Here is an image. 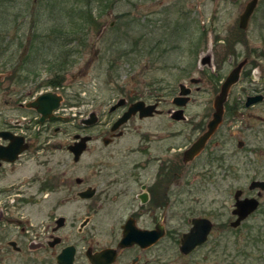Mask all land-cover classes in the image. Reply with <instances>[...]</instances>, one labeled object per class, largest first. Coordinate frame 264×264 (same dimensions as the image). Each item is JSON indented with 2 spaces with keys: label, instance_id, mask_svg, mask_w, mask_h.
<instances>
[{
  "label": "flooded vegetation",
  "instance_id": "flooded-vegetation-1",
  "mask_svg": "<svg viewBox=\"0 0 264 264\" xmlns=\"http://www.w3.org/2000/svg\"><path fill=\"white\" fill-rule=\"evenodd\" d=\"M229 45L205 54L202 62L213 72L203 69L202 77L180 81L171 99L133 89L105 113L84 105L70 113L74 105L63 104L60 94L50 115L61 118L41 122L42 114L28 105L40 94L58 93L60 86L49 81L48 89L35 95L28 90L12 101L15 116L0 110V264H233L230 257L219 263V248L226 233L251 231L247 221L264 212V190L252 186L264 178L255 172L248 187L236 188L226 219L218 192L232 193L234 165H249L255 151L243 137L253 129L249 120L264 122V48L239 52L234 42ZM240 63L221 121L201 150L190 153L209 130L216 97ZM224 65L230 69L221 75ZM208 90L212 97L205 101L200 95ZM137 102L143 104L132 110ZM68 123L76 125L71 134L62 128ZM128 131L136 138L133 165H87L85 176L72 177L77 172L66 171L70 165L50 161L48 154L60 149L79 163L93 143L101 139L108 147ZM60 135L71 139L59 141ZM83 138L86 147L76 161L71 147ZM92 176L98 179L92 182ZM245 198H255L257 209L234 225L236 203ZM207 226L204 240L193 239Z\"/></svg>",
  "mask_w": 264,
  "mask_h": 264
},
{
  "label": "rangeland",
  "instance_id": "rangeland-1",
  "mask_svg": "<svg viewBox=\"0 0 264 264\" xmlns=\"http://www.w3.org/2000/svg\"><path fill=\"white\" fill-rule=\"evenodd\" d=\"M66 1L0 0V47L4 48L0 52L1 111L15 116L18 105L12 101L28 90L35 95L48 89L52 79L61 82L57 92L64 97L63 104L74 105L72 110L68 107L70 113L83 105L89 107L87 111L105 113L133 89L171 99L180 81L202 77L203 69L213 72L202 62L212 50L224 52L231 42L239 52L264 48V0L247 31L240 29L239 17L250 0H107L106 8V0ZM84 16L90 23L79 24ZM229 69L224 65L221 75ZM200 96L209 101L212 94L208 90ZM249 121L253 129L242 137L255 151L250 153L249 165H234L232 193L218 192L224 219L230 216L236 188L248 187L255 172L264 178V122ZM62 128L71 134L76 125L68 123ZM127 134L108 147L101 139L93 143L79 163L66 150L48 155L52 165H70L66 171L77 172L72 177L85 176L87 165H133L138 157L131 152L136 138L133 131ZM70 139L58 138L63 142ZM92 178L93 182L98 176ZM263 214L256 213L247 221L251 231L225 234L219 263L220 258L230 257L233 264H264Z\"/></svg>",
  "mask_w": 264,
  "mask_h": 264
},
{
  "label": "water",
  "instance_id": "water-1",
  "mask_svg": "<svg viewBox=\"0 0 264 264\" xmlns=\"http://www.w3.org/2000/svg\"><path fill=\"white\" fill-rule=\"evenodd\" d=\"M258 0H250L245 8L244 11L240 15V21L239 26L242 29H247L249 25L250 18L257 7ZM243 63H240L237 67H235L232 72L228 75L226 78L219 95L216 97L215 100V106L218 109V112L214 115V120L210 123L209 130L202 136V138L193 146L192 149L189 150L190 153L195 154L201 150V148L204 146V143L206 139L214 132L216 127L218 126L219 122L222 118V106L223 102L228 96V92L230 87L238 82L240 78V72L242 69ZM3 80V76L0 75V81ZM62 101V96L56 92H45L43 94H40L36 100L32 101L28 107L35 108L38 113L42 114L41 122H43L47 117H50V119L54 118H61L56 117L54 115H50L53 113L54 110H57L60 106V103ZM177 104H180L179 101H177ZM140 104H143V102H137L134 105H132L131 109L134 110L136 107H138ZM130 113H128L129 116ZM87 138H83V141L80 143H76L74 146L71 147L72 152L75 154V160H79V156L83 153L85 150L86 145L84 144ZM15 151V150H13ZM252 186H258L261 189L264 190V181H257L254 182ZM258 201L255 198H245L236 203V209L234 211L235 214L238 215L237 221L234 223V225L239 224V222L246 218L249 214L254 212L257 209ZM209 230V226L205 228L204 231L200 232L197 231L195 234H191L193 239L197 238V242H200V240H204L207 231Z\"/></svg>",
  "mask_w": 264,
  "mask_h": 264
},
{
  "label": "trees",
  "instance_id": "trees-1",
  "mask_svg": "<svg viewBox=\"0 0 264 264\" xmlns=\"http://www.w3.org/2000/svg\"><path fill=\"white\" fill-rule=\"evenodd\" d=\"M63 2H67L66 0H61V3H63ZM60 3V4H61ZM106 4L103 6L104 8H106L107 6H108V3H107V0H106V2H105ZM70 10L68 11V13L70 14ZM65 14V13H64ZM92 11H90V14H89V17L90 18H92ZM84 19H83V21H82V23H79V24H82V25H86V23L88 24V23H90V21L88 22L86 19L88 18V16L86 17V16H84L83 17ZM89 19V18H88ZM75 27V26H74ZM60 28V27H59ZM4 48L1 46L0 47V52H1V50H3ZM57 76V75H56ZM50 82L54 85V86H60L61 85V82H58V81H56V79H52V80H50Z\"/></svg>",
  "mask_w": 264,
  "mask_h": 264
}]
</instances>
